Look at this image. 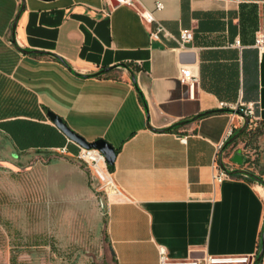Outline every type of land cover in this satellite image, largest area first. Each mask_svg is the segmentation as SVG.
Returning <instances> with one entry per match:
<instances>
[{"label": "crops", "instance_id": "0c3cea01", "mask_svg": "<svg viewBox=\"0 0 264 264\" xmlns=\"http://www.w3.org/2000/svg\"><path fill=\"white\" fill-rule=\"evenodd\" d=\"M136 6L152 10L169 36L151 38L153 23L114 0H0V164L32 171L55 236L64 228L58 239L66 241L68 264H158L159 245L173 258L257 254L264 130L260 146L238 142L222 151L232 168L237 148L249 152V169L263 182L237 175L216 181V144L229 124L242 125L241 115L214 112L167 131L151 127L241 102H253L264 123V0ZM182 29L192 39L180 45ZM183 65L197 77L193 96L178 78ZM47 110L87 141L103 138L114 147L111 185L97 186ZM63 145L68 151L58 152Z\"/></svg>", "mask_w": 264, "mask_h": 264}, {"label": "rangeland", "instance_id": "374dc122", "mask_svg": "<svg viewBox=\"0 0 264 264\" xmlns=\"http://www.w3.org/2000/svg\"><path fill=\"white\" fill-rule=\"evenodd\" d=\"M54 222L46 196L33 184L32 171L0 164V264L70 263L66 241L58 239L64 228L55 236Z\"/></svg>", "mask_w": 264, "mask_h": 264}, {"label": "built area", "instance_id": "2783aa9c", "mask_svg": "<svg viewBox=\"0 0 264 264\" xmlns=\"http://www.w3.org/2000/svg\"><path fill=\"white\" fill-rule=\"evenodd\" d=\"M118 4H123L127 6L134 7L138 12V15L146 22L153 23V27L150 29V37L157 39L162 36H169V32L164 27V25L158 21L154 15L153 11L146 8H138L136 6V0H114ZM162 3L160 1L155 2V9L159 10L162 8ZM192 39V31L190 29H182L179 32L176 40L180 45ZM238 43V40H236ZM255 43L258 48L263 47V39L260 35L256 37ZM179 81L186 85L190 90V96H193V88L197 82V77L191 70L186 66L179 67L178 74ZM227 106L225 103H220V107ZM239 110L242 115L247 116L252 124L257 120L256 106L253 102L249 103H239L233 107ZM235 127L229 124L226 128L223 136L216 144V156L218 159V154L223 147L226 140L233 134ZM76 150L73 152V156L77 160L85 164L91 171L92 175L97 179L102 187L112 184V172L106 164L103 153L96 148H86L76 144ZM56 150L60 153H66L68 151L66 145L56 147ZM222 156V153H221ZM222 168L218 162L215 163L214 179L216 181H221L225 177L231 176L227 170L232 169L231 165L226 162ZM256 253L250 255H213V254H203L201 257H183V258H173L168 255L166 249L159 245L158 246V264H253Z\"/></svg>", "mask_w": 264, "mask_h": 264}, {"label": "water", "instance_id": "95a60500", "mask_svg": "<svg viewBox=\"0 0 264 264\" xmlns=\"http://www.w3.org/2000/svg\"><path fill=\"white\" fill-rule=\"evenodd\" d=\"M22 9V5L20 6L19 10L16 12L13 21H12V25H11V30H12V36H11V41L13 43L14 42V29H15V25H16V21L18 18V15L20 13ZM19 50L21 52L24 53H30V52H36L34 50H27V49H23L18 47ZM107 69H109V67L106 68H102L96 72L93 73H89V74H82L83 76H95V75H99L103 72H105ZM222 111H233L238 113L239 115H241L243 117V123L240 127H238V129L226 140V142L224 143L223 147L221 148V150L219 151L218 154V159L217 162L218 164L222 167H224V163L222 160V156L221 153L222 151L234 140L236 139L241 133L242 131L247 127L248 123H249V118L247 116L242 115V113L239 110L236 109H229L227 107H220V108H215V109H210V110H206V111H202L196 115H194L191 119L188 120H180L177 122H174L173 124H171L168 127H163V128H155V127H151L152 130L154 131H167L175 126H178L180 124L186 123L190 120L193 119H197L199 117H202L204 115L210 114V113H214V112H222ZM46 115L48 116V118L54 123V125L56 127H58L63 133L64 135L71 140L72 142L76 143L79 146L82 147H86V148H96L98 150H100L105 158L106 164L107 165H111L114 161V157H115V150L114 147L108 143L105 139L103 138H97L95 140L92 141H87L86 139H84V137H82L81 135H79L78 133H76L75 131H73L64 121L63 119L57 115L56 113H54L51 110H47L46 111ZM231 161L233 163H235L238 167L237 168H232L230 170H227V172L231 175V174H236V173H242L244 175H248L250 177H252L254 180L258 181V182H263L261 177H259L257 174L253 173L252 171L241 167L243 165V161H244V155L241 153V149L237 148L235 150V152L231 155L230 157ZM261 247L260 250L258 251L256 257H255V262L253 264H256L262 257V252H263V241H264V231L262 232L261 235Z\"/></svg>", "mask_w": 264, "mask_h": 264}, {"label": "trees", "instance_id": "16d2710c", "mask_svg": "<svg viewBox=\"0 0 264 264\" xmlns=\"http://www.w3.org/2000/svg\"><path fill=\"white\" fill-rule=\"evenodd\" d=\"M173 128H171V129H173ZM171 129H169V130H171ZM236 130L237 129H235L234 132ZM263 130H264V123L262 121H259V120L255 121L254 124H252V122L249 121L247 127L242 131V133L236 139H234L227 147L230 148V149L236 148L238 142H242L243 148L254 147L255 146L254 144L257 141L258 136L261 134V132ZM248 153L246 152L247 155L244 157V161L243 162H245L246 168H248V170H250V171H252L254 173L253 169H249V164L251 162V159H250V155ZM108 168L110 170H112L113 164L108 165ZM231 175L244 176V177H246L249 180H254L252 177H250L248 175L241 174V173H236V174H231ZM257 175L259 177H261L259 174H257ZM254 262H255V260H254ZM260 262H261V259L256 264H260Z\"/></svg>", "mask_w": 264, "mask_h": 264}]
</instances>
